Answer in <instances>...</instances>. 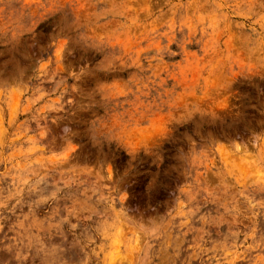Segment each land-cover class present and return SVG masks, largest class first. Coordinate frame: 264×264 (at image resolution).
<instances>
[{
    "label": "rangeland",
    "instance_id": "rangeland-1",
    "mask_svg": "<svg viewBox=\"0 0 264 264\" xmlns=\"http://www.w3.org/2000/svg\"><path fill=\"white\" fill-rule=\"evenodd\" d=\"M0 264H264V0H0Z\"/></svg>",
    "mask_w": 264,
    "mask_h": 264
}]
</instances>
